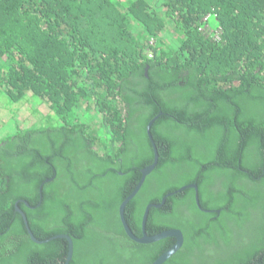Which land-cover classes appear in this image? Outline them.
<instances>
[{
    "label": "trees",
    "instance_id": "trees-1",
    "mask_svg": "<svg viewBox=\"0 0 264 264\" xmlns=\"http://www.w3.org/2000/svg\"><path fill=\"white\" fill-rule=\"evenodd\" d=\"M0 86L59 116L0 140V264H65L59 234L68 264L169 249L175 236L136 241L120 215L154 161L152 120L159 160L125 205L133 232L175 191L145 225L184 235L162 264H264V0H0ZM80 96L109 140L79 120ZM192 183L200 204L176 191Z\"/></svg>",
    "mask_w": 264,
    "mask_h": 264
},
{
    "label": "rangeland",
    "instance_id": "rangeland-1",
    "mask_svg": "<svg viewBox=\"0 0 264 264\" xmlns=\"http://www.w3.org/2000/svg\"><path fill=\"white\" fill-rule=\"evenodd\" d=\"M214 26V21L211 19L210 24L207 21V25L203 26L204 28H202L204 31L207 30L210 32L212 29V32H216V28H214ZM81 82L84 86H87L85 84L86 82L76 81L73 82L72 87H75L77 90H79ZM80 97L82 98L81 104L75 105L77 114L79 115V120H86L88 123L92 124L93 131H95L101 137L102 141L109 140L110 136L106 134V130L101 125L98 112H96L91 106L89 108V105L91 102H93L92 99L86 96ZM25 101V104H23L22 101H10L8 96L3 92L2 86H0V140L5 138V136L8 134L14 133L16 131L17 120H23L29 116L31 119H28V121H40V124H44V126H46V124L53 123L52 120L56 121L59 118L56 111L52 110L49 102L46 100L33 96L31 101ZM15 110H17L16 113H14ZM47 112L49 118L44 116V113Z\"/></svg>",
    "mask_w": 264,
    "mask_h": 264
},
{
    "label": "water",
    "instance_id": "water-1",
    "mask_svg": "<svg viewBox=\"0 0 264 264\" xmlns=\"http://www.w3.org/2000/svg\"><path fill=\"white\" fill-rule=\"evenodd\" d=\"M152 123H153V120L148 125V134H149V137L151 138V140L153 142V146H154V151H155L154 161L142 169V177L140 179V182H139L138 186L122 202V204L120 206V215H121V219H122V222H123V225H124V228H125L127 234L132 239H134L136 241L148 243V242H153V241L160 240V239L165 238V237H168V236H175L177 238L176 242L169 249H167L163 254H161L152 263V264H162L166 259H168L174 252H176L183 245L184 235H183L182 231L179 228H171V229H167V230L161 231L159 233H156L154 235H149L146 232L145 225H146L148 213H149V210H150L151 206L159 207V206L163 205L165 203L166 199H167V196L170 195V194H172V193H174L175 191L174 192H170L169 194H167L166 196H164L161 202H159V203H150V204L147 205V207L145 209V212H144V215H143V235L142 236H138V235H136L133 232V230L130 228L127 220L125 219V215H124L125 205L129 201V199H131L136 194V192L139 190V188L141 187L142 183L144 182L146 176L155 168V166L157 165L158 160H159V152H158V149H157V145H156V142H155V140L153 138V135L151 133V130H150ZM188 186H193L196 189V191H197V193H196V200H197L198 204H200L197 183H192V184H189V185H185V186L181 187L180 189H178L176 191H180V190H182V189H184V188H186ZM18 210H20L19 207H18ZM21 212H22V214L24 216L25 222L27 224L28 232H29L31 238L33 240H35L36 242H45L46 240L38 239L34 235L33 231L31 230V228L29 226V223H28L26 214L22 210H21ZM59 235L60 236H66L69 239V256H68V261H69L70 258L72 257V253H73V241H72V238L69 235H64V234H59ZM68 261L65 264H68Z\"/></svg>",
    "mask_w": 264,
    "mask_h": 264
},
{
    "label": "flooded vegetation",
    "instance_id": "flooded-vegetation-1",
    "mask_svg": "<svg viewBox=\"0 0 264 264\" xmlns=\"http://www.w3.org/2000/svg\"><path fill=\"white\" fill-rule=\"evenodd\" d=\"M143 230V229H142Z\"/></svg>",
    "mask_w": 264,
    "mask_h": 264
}]
</instances>
